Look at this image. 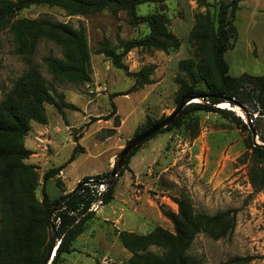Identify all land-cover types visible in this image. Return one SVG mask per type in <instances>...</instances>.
<instances>
[{
    "label": "rangeland",
    "instance_id": "rangeland-1",
    "mask_svg": "<svg viewBox=\"0 0 264 264\" xmlns=\"http://www.w3.org/2000/svg\"><path fill=\"white\" fill-rule=\"evenodd\" d=\"M231 1L165 0L137 6V16L163 15L166 18L167 31L178 41L177 49L171 52L157 48H135L124 53L127 43L144 39L150 34L149 26L146 23H134L127 11H120L116 15L104 11L82 17L70 15L67 9L58 6L23 10L10 24L23 18H48L85 30L91 59V80L77 84L55 77L46 59L54 57L63 60L64 49L53 41L43 39L34 54H23L8 25L0 31V103L29 70L38 69L49 85L54 102L61 109L46 105L49 123L54 128L56 149L51 148L50 141L48 147L44 148L36 137L46 135L35 132L33 142L36 150L32 151V155L39 152L37 149H43L49 157L59 154L58 165L74 162L66 170L71 179L76 175L110 173L112 168L109 169L105 156L100 155L102 150H110L118 145L113 153L116 162L121 151L136 137L135 134L148 118L155 121L166 119L178 108L180 89L193 82L181 66L183 61L193 62L195 68L192 72L196 74H199L197 69L203 66L213 78L216 77L211 43L197 36L203 32V23L217 26L219 5ZM234 25L237 30L236 38L231 40L234 46L225 54L230 75L263 76L264 0L240 3ZM107 49L115 52L116 62L122 68L107 54L100 53ZM146 68L151 69L148 77L150 83L142 84L140 74ZM200 77L197 75L198 88L205 90L207 87L201 83ZM66 104L74 105L75 109L65 107ZM219 105L216 107L233 111L235 117H240L245 123L249 114L258 116V113H246L238 105L232 107L228 102ZM249 107L250 103L247 104ZM118 110L120 115L115 116ZM195 116L199 120L196 127L158 134L143 146L142 149L146 147V150L140 155L149 157L153 156V147L157 150L160 143L163 144L161 153L154 155L157 161L153 162L154 158H151L141 163L143 183L135 184L132 175L129 181L132 191L128 197L132 196L131 199L135 201L138 196L150 199L160 211L162 208L178 211L175 200L186 198L191 201L196 212L210 216L229 215L233 226L227 236L215 240L207 234H199L190 249V255L200 264H264V189L257 191L251 181L255 160L249 149V134L240 129L234 117L227 119L221 114L205 112L196 113ZM259 117L258 124L264 131V115ZM117 118L120 122L121 118L125 120L121 123V132L114 130ZM193 133L196 138L192 137ZM28 136L25 144L32 148ZM257 140L262 143L259 138ZM119 146L123 147L120 149ZM32 155L24 162L33 165L39 174V201H42L43 189L50 197L56 198L63 183L49 186L48 182L43 185L44 174L55 168V162L51 160V164L43 168L44 164L35 162ZM139 158L142 160V157ZM131 162L127 170L124 166L121 171L123 175L130 171ZM123 175L116 180L128 183ZM145 184L148 185L147 189ZM122 196L127 199V191L122 190ZM2 215L0 202V222ZM93 217L87 224L91 225ZM97 225L94 223L92 236L85 234L84 238L74 243L75 251L82 253V264H103L105 257L115 261L113 264H125L131 254L122 250L112 227L105 225L102 230ZM152 250L162 254V249ZM67 257L59 264H72Z\"/></svg>",
    "mask_w": 264,
    "mask_h": 264
},
{
    "label": "trees",
    "instance_id": "trees-1",
    "mask_svg": "<svg viewBox=\"0 0 264 264\" xmlns=\"http://www.w3.org/2000/svg\"><path fill=\"white\" fill-rule=\"evenodd\" d=\"M161 1L165 0H0V31L9 25L15 34L19 51L27 55L34 54L43 39L61 46L65 51L63 60L54 57L46 59L51 73L55 77L83 84L91 80L92 71L88 40L83 28L77 29L70 24L55 22L48 18L33 20L23 18L10 24L14 17L23 10L38 6L62 7L67 9L70 15L82 17L104 11H110L114 15L120 11H127L134 23H146L150 28V34L144 39L127 43L124 53L135 48H157L171 52L172 49H177L178 41L167 31L166 18L163 15L140 17L136 15L135 10L139 5ZM244 1L247 0L221 3L216 20L217 26L209 22L201 25L203 32L197 38L211 43L216 77L213 78L203 66L197 69L199 74H196L192 72L195 68L194 63L183 61L181 66L193 82L182 86L178 104L189 94L203 96L205 99L186 106L171 125L156 135L184 127L189 129L196 127L199 120L195 114L199 112L217 113L227 119L234 117L240 129L249 134V149L252 150L255 160L251 170V181L254 188L260 191L264 189V146L255 145L249 125L240 117H235L233 111L216 107L229 102L232 107L240 106L246 113H258L257 117L249 114V118L257 137L264 143V131L258 124L261 119L259 116L264 115V75L253 77L244 74L234 77L230 75V66L225 59V54L234 46L231 41L237 35L234 18L240 10V3ZM193 39H196L195 34ZM100 53L107 54L118 66L114 51ZM118 67L122 68L120 65ZM150 74V68L142 71L140 74L142 84L150 83L148 79ZM197 75L201 76V83H204L207 89L198 88ZM248 103L251 104L249 109ZM47 104L61 109L49 93L47 81L36 68L29 70L0 103V202L3 210L0 222V264H46L54 243L53 223L57 239L61 241L51 264L64 262L65 256L75 252L74 243L88 231L90 225L87 222L95 215L86 213L93 197L89 193V188L81 183L78 184L76 192L66 195L60 193L56 198L50 197L43 189L42 201L38 199L40 178L35 167L24 162L32 155V150L26 147L25 140L32 129V124L49 123ZM65 107L75 109L72 104H66ZM163 120L162 118L155 121L148 118L135 135L145 133ZM116 122L115 126H120L119 118ZM156 135L130 153L125 170L132 158ZM192 137L196 138V134L193 133ZM64 168L65 165L49 169L43 176V185L59 175ZM122 175L123 172H120L119 177ZM103 176L108 177L109 173ZM89 178L86 177L84 180ZM117 183L116 180L108 188L104 196L105 205L114 200ZM57 184H61V181L58 180ZM175 203L178 212L161 209L162 214L171 222L172 230L157 226L145 235L120 233V243L131 254L125 264H200L190 255V249L198 235L207 234L218 240L226 237L231 231L233 222L229 215L210 216L196 212L191 201L186 198L176 199ZM55 207L59 209L51 217ZM73 212L79 217L83 215L77 223L78 218L71 215ZM153 248L162 249V254L153 252Z\"/></svg>",
    "mask_w": 264,
    "mask_h": 264
},
{
    "label": "crops",
    "instance_id": "crops-1",
    "mask_svg": "<svg viewBox=\"0 0 264 264\" xmlns=\"http://www.w3.org/2000/svg\"><path fill=\"white\" fill-rule=\"evenodd\" d=\"M118 115H120L119 110L117 111V114H115V116H118ZM123 122H125V120L121 118L120 126L118 127L115 126L114 130L117 129L118 132H121V129H122L121 123ZM35 132L40 133V134H45L47 139L51 142V146H52L51 148L56 149V147L54 146L55 145V140L53 136L54 128L52 127V123L51 124L49 123L47 125H40L37 123L32 124V131L30 133L31 137L28 136V138H30V141L32 143V148L27 147L28 149L32 151L35 148L34 142H33V138L36 135L34 134ZM98 146H101V148L104 147V145H98ZM122 147L123 146H119L120 149ZM117 148H118V145L116 147H112L110 150L104 149L100 153V155L105 156L106 163L110 170L115 163L114 159L116 158V156H113V153L116 152ZM162 148H163V144L161 143L157 150L155 149V147H153L151 149L153 156H149V157L146 155H140L142 152H145L146 147H144V149L138 152V154L133 158L131 162L130 171H126V173L123 175V178L125 180H128V183L126 182L123 183L122 181L121 182L119 181L117 183L114 200L111 203L105 205L99 213L94 215L88 231L84 233L83 235H81L78 238V240L84 238L85 234H90L89 236H92V233L95 230L94 223H97L98 228L102 230H104L103 228H105L104 227L105 225L108 227H112L114 237L118 241H119V235L122 232L137 233V234L145 235V234L150 233L157 226H162V227L166 226L167 229L171 228L169 230L173 229L171 222L162 214V212L159 210L158 205L154 201L150 199H144L141 196H138L136 198V201L132 200L133 199L132 196L128 197V195H130L129 194L130 191H132L131 190L132 184H130L129 182L132 179V175H134V179L136 180L135 184L143 183L142 182L143 177H141L143 175V170L140 171L141 163L148 162V160L151 158H154L153 162L157 161V157H154V155L155 154L158 155L159 153H161ZM37 150L39 152L34 153L32 155V158H34L35 162L41 163V165L44 164L43 168L48 167L49 164H51V160L55 162V165H54L55 167L65 165V168L60 172V174L57 175L54 179L50 180L48 183L49 186L51 185L53 186L54 184L57 183L58 180H60L63 183V185H62V189L57 188L59 194L62 193L66 195V194L72 193L77 188L78 184L80 183L82 179L86 177L94 176V175H101L98 173L90 174V175L83 174V175H76L74 176V178L71 179L69 178L66 170H67V167L69 165H72L74 162H71L70 164L58 165L57 164L59 162L58 153L54 155V157L52 156L49 157L48 154L45 152V150L43 149H37ZM109 151H112V153L109 154ZM139 157H142V160ZM150 169H149V172L151 171ZM102 174H105V173H102ZM147 188H148V185H146V189ZM122 190L127 191V197H128L127 199L121 198L123 197ZM172 211L178 212L177 209H174ZM109 249H112V248H109ZM122 250L128 252L124 247L122 248ZM81 254L75 251L72 254L67 255L68 256L67 260H69V262L72 264H82L84 259Z\"/></svg>",
    "mask_w": 264,
    "mask_h": 264
},
{
    "label": "water",
    "instance_id": "water-1",
    "mask_svg": "<svg viewBox=\"0 0 264 264\" xmlns=\"http://www.w3.org/2000/svg\"><path fill=\"white\" fill-rule=\"evenodd\" d=\"M205 98L203 96H199L196 94H189L187 96H185L181 102L179 103L178 108L176 109V111L169 116L168 118L164 119L163 121H161L159 124L153 126L152 128H150L148 131H146L145 133L136 136L135 138H133L132 140L129 141V143L126 145V147L121 151V153L119 154L117 161L114 163L111 172L109 173V187L112 186L115 183L116 178L119 176L120 172L124 169L126 160L128 158V156L130 155V153L135 150L139 145L143 144L144 142H146L149 138H151L152 136L156 135L157 133H159L161 130L167 128L169 125H171L183 112L184 108L186 106H188L191 103H195L194 100H199L198 102L203 101ZM229 103V102H228ZM230 104V103H229ZM247 124L249 125V128L252 131V135L254 138V142L255 145H262L264 146V144L260 143L257 139V134L254 130V127L252 125V121L250 120L249 116H247ZM78 189L77 188L73 191L76 192ZM59 208L55 207L53 209V211L51 212V217L54 216V214L58 211ZM52 229H53V234H54V243L53 246L50 250L48 259L46 264H51L52 260H53V255L55 253V250L57 249V247L59 246V243L61 240L57 239L56 236V231L54 228V223L52 224Z\"/></svg>",
    "mask_w": 264,
    "mask_h": 264
},
{
    "label": "built area",
    "instance_id": "built-area-1",
    "mask_svg": "<svg viewBox=\"0 0 264 264\" xmlns=\"http://www.w3.org/2000/svg\"><path fill=\"white\" fill-rule=\"evenodd\" d=\"M36 140L41 145H44V148L48 147L49 140L45 138L44 135L37 136ZM80 183L83 186L89 188V193L93 197V201L86 213H94V214L99 213L105 206L104 196L109 188V177H105L103 175H94V176H90L88 180L82 179ZM71 215H74L78 218L76 223L83 216L82 215L81 217H79L77 216V213H74V212L71 213ZM113 263L114 261L110 258L106 257L103 259V264H113Z\"/></svg>",
    "mask_w": 264,
    "mask_h": 264
},
{
    "label": "bare ground",
    "instance_id": "bare-ground-1",
    "mask_svg": "<svg viewBox=\"0 0 264 264\" xmlns=\"http://www.w3.org/2000/svg\"><path fill=\"white\" fill-rule=\"evenodd\" d=\"M199 100H194L195 103H197ZM227 107V106H224V108Z\"/></svg>",
    "mask_w": 264,
    "mask_h": 264
}]
</instances>
